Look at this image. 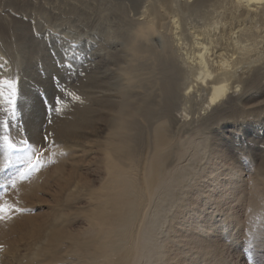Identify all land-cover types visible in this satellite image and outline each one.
<instances>
[{
    "label": "bare ground",
    "instance_id": "obj_1",
    "mask_svg": "<svg viewBox=\"0 0 264 264\" xmlns=\"http://www.w3.org/2000/svg\"><path fill=\"white\" fill-rule=\"evenodd\" d=\"M90 1L98 12L91 51L82 40L77 54L78 99L47 119L23 87L21 107L33 101L36 116L23 118L29 163L38 146L51 148H40L36 175L19 177L0 199L20 209L0 218V264L228 263L229 226L219 228L212 214L241 223L234 204L248 194L239 154L246 151L232 125L263 121L264 0ZM29 30L0 14V47L17 50L23 64L46 55ZM30 67L25 75L36 81ZM49 80L37 83L48 88ZM252 131L247 124L250 186L264 191V134ZM262 200L249 199L252 212L243 205L260 220Z\"/></svg>",
    "mask_w": 264,
    "mask_h": 264
},
{
    "label": "rangeland",
    "instance_id": "obj_2",
    "mask_svg": "<svg viewBox=\"0 0 264 264\" xmlns=\"http://www.w3.org/2000/svg\"><path fill=\"white\" fill-rule=\"evenodd\" d=\"M82 1L84 3H82L81 0H0V14L3 15L8 14L11 17H15L27 23L29 29H31L29 30L31 37L33 36L32 38L35 41L38 40L37 41L38 44L40 45V47H42L41 48L42 53L43 51H45L44 53H46V55L45 54L39 55L40 57L38 56V58H36L37 57L36 56L32 61L29 62L30 64L27 62H26L27 64H23L20 63L21 56L19 55L20 53H18L17 50H15L14 48L6 49L0 47V160L4 161L6 159L1 167L3 170H1L0 168V172H1L0 176H2L0 178V199L5 195V193L10 192L11 189H12L11 192H13L16 189V188L13 189L14 184L12 182L14 181L15 183V181L19 177H26L28 180H31L36 175L35 174L36 170H32L31 172H29L27 167L29 168V164L32 163L33 161H34L33 163H35V161L40 157L41 155L40 152L42 147L43 149L47 148L46 150H50L51 148V146L46 144L48 146L47 147L45 143L41 145V147L38 146L39 150L36 149L33 154L35 160L29 163L28 159L31 156V151H30L31 147H30V141L28 137H26L27 126H25L26 122H24L25 121L24 119L27 116V112L30 113V115L32 112V117H36V116L34 115L35 110L33 109L34 108L33 101L29 103V110L28 109L23 110V108L21 107L22 97H23L22 90L24 85H26L27 88L30 91H32L38 97V99H40L39 101L43 106L42 113L44 114V118L47 119L50 118L49 116H51L53 110H55L54 113L60 112L59 108L61 109L65 104L68 105L67 103L73 102L72 100H77V97L80 95V89H79L80 82H78L79 81L78 79L81 77V75L83 76L84 72L81 71L80 68L81 64L79 63L78 58L80 56L82 57L83 54H81L79 57H77V54L78 52L80 53L81 51L82 40L87 42L86 46L83 48L84 49L83 51L85 52L91 51V46H92L91 35L94 32L93 24L95 23L97 17L95 13L98 12V10L95 8V6H97L96 3L90 0H82ZM14 2L15 3L26 2L27 5L36 4L37 9L35 10L34 8H32L33 9L32 10L28 8L27 10L24 11L19 10L17 9L16 4ZM86 3H88L89 6L94 4L93 5L94 7L90 6L87 8L86 5H84ZM70 7L77 10L74 11ZM38 8L40 9L38 10ZM41 8L43 10H41ZM40 11H46V14H44V12H42L41 14ZM67 12L69 14H67ZM80 13L87 14L88 18L85 17L84 15H81ZM6 56L8 59L10 58L12 62L8 61ZM41 58L43 60H41ZM10 63L11 65L13 63L12 67ZM15 65H17V67ZM29 65L32 66L30 68L35 72V74L39 76V78H35L36 81H34L33 78L31 77L29 78L27 75H25L26 73L24 72L23 68ZM47 66L50 68H48ZM11 68L14 70L11 71L12 70ZM8 71L10 72L8 73ZM11 72H13L12 75ZM2 76L4 79L5 78L6 79L3 80L1 78ZM47 77L48 80L50 79L49 80L51 84L50 87L48 86V88H46L45 86L43 87L39 85V83H37L40 82V80L42 79H47ZM7 80H12L15 83V88H16L15 95L11 97L12 100L11 104L8 102L10 90L4 83V81ZM25 80H27V83ZM73 91H75L76 95L74 94ZM57 106H59V108ZM262 120L263 121H259V120L257 121L256 118L254 119L253 116H248L246 122L240 123L241 121L238 120L232 125L233 128L235 129V134H236L235 136L237 139L236 142L238 143V145H242V147L246 149V150L244 149V151L246 152L239 151V154H241V166L242 167L244 166L243 174H242V183L245 188L244 190H246V193L248 192V194H245L244 191L245 199H242L241 201H239V203L234 204V210H236L234 211L236 220L239 218L238 221L241 223L238 224L239 226L238 225L235 226V220H231V222L227 223L221 220V215H219L218 212L216 213L214 212L212 214V216L214 217L212 222L213 223L218 222L217 225L219 224L218 225L219 228L221 225V228H223L224 230L225 226H229V229H225L229 231L228 232L229 234L225 235V238L223 239L224 242L222 241L226 245L223 247L224 250L222 252L224 254L223 256L225 255L227 256V257L225 256L224 258L225 261L228 260L227 262L230 264H264V249H263L264 238H262L264 236V233L261 232L264 229V223H262V221L264 222V217L261 216L262 220H260L259 216L261 214L258 212L256 214L253 213L255 215L258 214L257 216L251 215L249 212L252 211L248 206L249 199L251 198L253 199L257 197V199H260V201L263 199L262 201L264 202V191L262 188H255L253 186L254 180L252 179V175L254 174L255 171V162H252L253 156L251 155V153H249L250 146L246 141V135L244 134V130H246L247 124H251L252 127L255 128L256 132L252 131L250 135L254 137L263 135L264 117ZM5 123L7 124V128H5L4 126ZM42 135L45 140L46 136L44 135V133H42ZM5 136H7L11 141V143L15 145L14 148L8 147V143L4 139ZM3 145H5V147ZM2 147L6 149L3 148L4 150H2ZM31 149L34 151L33 148ZM1 154H2V158H1ZM20 155L26 156L27 158H21ZM47 164H48L46 165L47 167L44 168L43 170L49 168L52 165V162ZM12 167L14 168V170ZM251 184H253L252 185L253 187L250 186ZM257 190L260 191V194L259 192H257ZM247 195H250L248 196L249 198H247ZM241 202H243V204ZM240 205L244 209L241 208ZM243 205L245 206L247 205L250 210L246 208L247 206L245 207ZM247 209L249 212L246 211ZM209 210L211 209L209 208ZM208 212L209 211L207 209V212H205V214L207 215ZM246 212H248V215ZM248 216H253V217L248 218ZM250 220L252 222L253 220L256 222L250 223ZM258 221H261V223ZM240 225L243 227H241ZM253 225H255L254 227L257 226L259 230L257 228H256L257 230H255V228L252 227ZM260 226H262V228H260ZM251 228L253 229L250 230ZM233 231H235V233ZM259 231L263 235H260ZM230 234L235 235L234 241H231V239L229 238ZM258 238L260 239L259 241ZM254 241H256L257 244L256 242L254 243ZM259 242L261 243V245ZM258 246L259 247L263 246V247L259 248ZM230 260L232 262H230ZM58 264H62V263H58ZM65 264H69V263H65Z\"/></svg>",
    "mask_w": 264,
    "mask_h": 264
},
{
    "label": "snow or ice",
    "instance_id": "obj_3",
    "mask_svg": "<svg viewBox=\"0 0 264 264\" xmlns=\"http://www.w3.org/2000/svg\"><path fill=\"white\" fill-rule=\"evenodd\" d=\"M5 85L9 88L10 94H9V100L8 102L11 104L12 100L11 97L15 95V83L12 80L4 81ZM78 99V97H77ZM5 128H7V124L5 123ZM5 141L8 143L9 148H14L15 145L11 143L9 138L7 136L4 137ZM29 160H31V157H29ZM40 164L39 159L35 161V163H30L28 171L31 172L32 170H35L37 165ZM13 210L20 211V209L16 208L15 205L8 204V203H0V218H3L4 214L11 213Z\"/></svg>",
    "mask_w": 264,
    "mask_h": 264
}]
</instances>
